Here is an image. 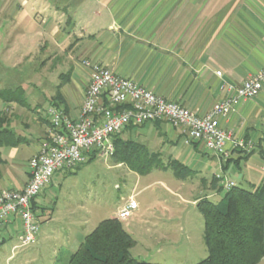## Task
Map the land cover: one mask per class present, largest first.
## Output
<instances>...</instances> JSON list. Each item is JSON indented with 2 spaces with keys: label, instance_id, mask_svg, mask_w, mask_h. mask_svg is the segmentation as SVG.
<instances>
[{
  "label": "crops",
  "instance_id": "0c3cea01",
  "mask_svg": "<svg viewBox=\"0 0 264 264\" xmlns=\"http://www.w3.org/2000/svg\"><path fill=\"white\" fill-rule=\"evenodd\" d=\"M8 20L16 30L28 22L34 34L31 37L39 41L36 52L23 56L28 63L39 58L38 69L47 65L67 68L60 74V82L47 91V82L40 83L41 87L35 85L41 92V96L35 94L36 104L28 100L27 105L7 104L0 99V108L10 116L11 127L24 139L18 145L1 148L0 193L22 190L27 185L29 160L48 135L53 107L65 110L74 119L79 117L89 83L84 59H92L202 114L228 96L229 86L240 85L264 67V0H0V21ZM20 61L16 60L14 67ZM217 71L222 75L218 76ZM220 123L235 137L250 141L252 153L228 143V154L217 156L198 141L186 143L180 130L165 120L124 130L122 135L159 154L164 145L169 146L166 157L178 162L173 167L181 165L182 172H175L177 177L169 183L160 180L163 194L197 206L202 198L219 201L226 180L253 191L264 187V87L221 118ZM79 168L58 172L76 173ZM149 186L138 190L134 187L129 197ZM41 193L34 200L38 213L47 210ZM161 199L164 207L169 206L167 198ZM137 203L138 207L123 220L130 224L152 214L153 220L140 219L146 232H163L159 223L164 213ZM82 219H74L77 228L88 221ZM12 235L20 240V221L16 217L0 229V242ZM86 235H78L71 254ZM18 245L12 246V252ZM258 264H264V257Z\"/></svg>",
  "mask_w": 264,
  "mask_h": 264
},
{
  "label": "rangeland",
  "instance_id": "374dc122",
  "mask_svg": "<svg viewBox=\"0 0 264 264\" xmlns=\"http://www.w3.org/2000/svg\"><path fill=\"white\" fill-rule=\"evenodd\" d=\"M30 32L28 22L16 30L9 20L0 21V88L22 86L25 99L36 104L38 95L35 94L41 96V92L35 85L41 87L40 83L47 82V91L60 82V74L67 66L52 68L47 65L41 70L38 69L39 58L28 63L23 56L36 52L39 45ZM16 60H21L17 68L14 67ZM43 106L46 108L47 105ZM168 147L164 145L160 154L163 166L154 167L146 174L130 170L126 165H116L118 162L112 156L100 155L81 165L76 173L55 172L53 183L41 193L47 210L40 209L37 213L40 239L34 244L21 246L16 235L8 236L5 242H0V264H68L78 235L89 234L103 219L118 216L120 205L126 202L133 188L138 190L148 184L146 191L135 196L136 201H140L142 207L151 205L153 210L164 213L159 223L163 232H146L140 219L148 217L153 220L152 214L147 213L130 224L122 219L124 227L136 241L131 249L132 255L140 261L163 264H197L206 259L209 252L203 238L202 213L196 205L163 194L164 185L160 180L169 183L177 177L176 170L182 172L179 167L168 164ZM161 197L167 198L169 206L164 207L166 204ZM82 218L88 221L77 228L74 219ZM14 244L19 245L12 252Z\"/></svg>",
  "mask_w": 264,
  "mask_h": 264
},
{
  "label": "built area",
  "instance_id": "2783aa9c",
  "mask_svg": "<svg viewBox=\"0 0 264 264\" xmlns=\"http://www.w3.org/2000/svg\"><path fill=\"white\" fill-rule=\"evenodd\" d=\"M82 64L89 70V83L78 118L65 110H50L48 135L29 160L30 179L22 190L6 189L0 193V229L13 217L20 221V245L28 246L39 239V219L33 201L47 188L58 170H74L85 164L92 154L112 156L113 135L129 125L165 120L178 128L186 143L198 141L217 156L228 154L227 144L247 151L253 144L221 127L226 117L242 101L257 96L264 87V67L240 85H231L228 96L216 102L207 113L189 109L180 102L166 99L138 85L132 79L116 74L92 59ZM218 76L222 71H217ZM235 183L226 180L224 189ZM138 207L134 196L119 208L118 218H128Z\"/></svg>",
  "mask_w": 264,
  "mask_h": 264
},
{
  "label": "trees",
  "instance_id": "16d2710c",
  "mask_svg": "<svg viewBox=\"0 0 264 264\" xmlns=\"http://www.w3.org/2000/svg\"><path fill=\"white\" fill-rule=\"evenodd\" d=\"M58 94L61 96L60 90ZM24 95L22 86L0 88L3 103L27 105ZM134 128L137 126L129 125L125 130ZM123 132L112 138V157L116 162L140 174L163 166L159 153L137 140L124 138ZM23 141V137L11 127L8 113L0 108V165L3 162L1 148ZM96 156L92 154L86 163ZM177 163L171 161L168 164L174 166ZM197 208L204 217L203 238L209 252L208 257L197 264H258L264 257V187L253 191L235 185L224 191L219 201L202 198ZM135 244L122 220L109 217L86 235L78 249L69 256L68 264H163L136 259L131 253Z\"/></svg>",
  "mask_w": 264,
  "mask_h": 264
}]
</instances>
